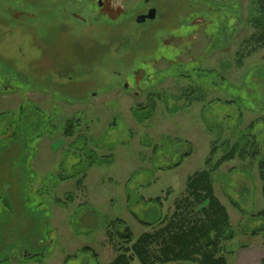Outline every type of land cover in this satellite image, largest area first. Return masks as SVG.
I'll return each instance as SVG.
<instances>
[{"label":"rangeland","instance_id":"374dc122","mask_svg":"<svg viewBox=\"0 0 264 264\" xmlns=\"http://www.w3.org/2000/svg\"><path fill=\"white\" fill-rule=\"evenodd\" d=\"M263 14L264 0H0V264H111L143 233L164 264L205 219L188 189L202 170L236 233L217 255L263 264Z\"/></svg>","mask_w":264,"mask_h":264},{"label":"trees","instance_id":"16d2710c","mask_svg":"<svg viewBox=\"0 0 264 264\" xmlns=\"http://www.w3.org/2000/svg\"><path fill=\"white\" fill-rule=\"evenodd\" d=\"M72 127L73 124L68 122L65 127V135L70 136L72 134L74 130ZM235 149H237L236 146ZM230 157L231 155L229 153L223 155L215 163V167H219L223 161L228 160ZM179 165L180 164L177 163L175 166L177 167ZM84 177L85 176L78 178L76 184H81ZM188 189L191 190V193L194 194L196 198L207 200L208 206L204 209L206 215L205 219L202 220L200 225H194L188 231L183 229L179 234L174 235L172 238L170 237L171 241L166 243L165 247L162 249V262L164 264H171L173 261H178L180 259L182 261H191L195 255L201 253V264H227L228 261H226L223 256L218 255L222 252L225 246L224 244L234 239L236 233L231 226L230 215L226 207L214 194L211 170L197 172L188 182ZM7 204L10 205L9 203ZM64 205L66 206L67 203H64ZM256 215L264 217V209L256 213ZM166 218L167 217H162L160 220H153L152 222H147L142 218H138V220L140 223L147 226L156 227L165 223ZM115 221V223L124 225L123 220L120 218ZM124 226L125 228L123 231H117L118 237L131 241L134 233L133 229L129 225ZM259 231L260 229L252 230L251 234L257 235ZM150 240L151 236L149 234H141L130 247L123 248V251L118 253L111 264H130L135 256L141 259L144 264H153V262L148 261L150 257L147 245Z\"/></svg>","mask_w":264,"mask_h":264},{"label":"water","instance_id":"95a60500","mask_svg":"<svg viewBox=\"0 0 264 264\" xmlns=\"http://www.w3.org/2000/svg\"><path fill=\"white\" fill-rule=\"evenodd\" d=\"M156 16V9L151 8L149 9L147 14H141L137 17L138 22H144L146 19H154Z\"/></svg>","mask_w":264,"mask_h":264},{"label":"crops","instance_id":"0c3cea01","mask_svg":"<svg viewBox=\"0 0 264 264\" xmlns=\"http://www.w3.org/2000/svg\"><path fill=\"white\" fill-rule=\"evenodd\" d=\"M259 250V249H258ZM251 253H253V251L251 250ZM262 257H264V256H262ZM264 259V258H263Z\"/></svg>","mask_w":264,"mask_h":264}]
</instances>
